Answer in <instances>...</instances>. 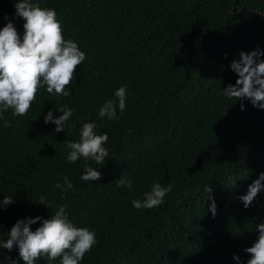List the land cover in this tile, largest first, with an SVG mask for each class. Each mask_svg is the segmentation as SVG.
Instances as JSON below:
<instances>
[{
    "label": "trees",
    "instance_id": "16d2710c",
    "mask_svg": "<svg viewBox=\"0 0 264 264\" xmlns=\"http://www.w3.org/2000/svg\"><path fill=\"white\" fill-rule=\"evenodd\" d=\"M16 2L0 0V30L12 22L22 38ZM31 2L56 12L64 38L86 58L66 88L69 96L44 86L26 115L0 110V202L13 199L0 208V243L17 220L39 216L35 231L66 205L70 222L96 233L81 264H238L234 256L247 264L245 249L264 223V191L248 208L239 197L264 173V110L222 91L235 86L231 64L240 52L264 51V0ZM121 87L124 111L117 109L115 120L100 117ZM63 106L73 115L56 133L44 120L49 111L59 118ZM85 123L109 138L104 163L87 162L101 172L95 182L80 179L83 158L67 160L66 143L79 141ZM122 176L131 188L117 186ZM65 178L73 190L54 187ZM155 183L172 186L164 203L133 207ZM9 258L24 264L17 247H0V264Z\"/></svg>",
    "mask_w": 264,
    "mask_h": 264
},
{
    "label": "clouds",
    "instance_id": "9594fccd",
    "mask_svg": "<svg viewBox=\"0 0 264 264\" xmlns=\"http://www.w3.org/2000/svg\"><path fill=\"white\" fill-rule=\"evenodd\" d=\"M16 17L24 21V35L21 38L12 22L0 30V110L6 112L13 110V115H26L36 99L38 90L46 86L49 94L67 97L70 95L66 88L74 80L75 70L80 66L86 56L79 49L78 44L71 39L66 40L63 30L54 10L42 8L31 0H19L15 3ZM240 60L233 61L231 70L237 74L235 86L229 84L222 92L228 99H247L251 104L264 110V51L257 48L250 53L240 52ZM127 88L121 87L115 91V99H110L99 109V116L109 121L118 119L117 109L122 113L126 106ZM244 105L241 104L243 110ZM62 115L53 118V111L45 117V124L56 125L55 132L65 130L66 122L73 115V109L63 106L59 109ZM95 123H85L80 132L78 142H67V160L75 163L83 158L85 173L80 177L83 181H99L101 172L88 165V161L102 164L108 157V150L104 145L108 135L96 133ZM264 173H261L249 185L247 194L239 197L244 207L248 208L261 191H264ZM118 187L131 188L130 178H122L116 182ZM56 189L63 191L73 190L72 183L67 178L64 184H55ZM172 191V186H162L155 183L151 191L144 194L143 201L134 199L133 207L136 209H152L164 203L165 196ZM206 193L212 199L213 189L206 186ZM40 205H45L47 198L41 196ZM13 203L12 197H5L0 202V208ZM66 205L60 206L49 219H44L40 226L31 230V226L41 221L39 216L17 220L11 228L6 242L0 247L11 252L18 248L19 257L24 264H35L41 258L53 264L59 259V264H81L86 253L90 252L97 243L95 231L88 228L76 227L66 215ZM213 217L216 215V204L210 206ZM259 232L257 241L245 251L251 259L247 264H264V223L256 225ZM239 264V257L234 256ZM10 264H17L9 258Z\"/></svg>",
    "mask_w": 264,
    "mask_h": 264
}]
</instances>
